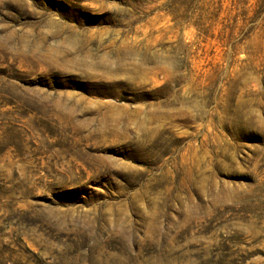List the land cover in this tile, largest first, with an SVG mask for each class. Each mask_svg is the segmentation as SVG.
I'll return each mask as SVG.
<instances>
[{
    "label": "rangeland",
    "instance_id": "rangeland-1",
    "mask_svg": "<svg viewBox=\"0 0 264 264\" xmlns=\"http://www.w3.org/2000/svg\"><path fill=\"white\" fill-rule=\"evenodd\" d=\"M0 264H264V0H0Z\"/></svg>",
    "mask_w": 264,
    "mask_h": 264
}]
</instances>
